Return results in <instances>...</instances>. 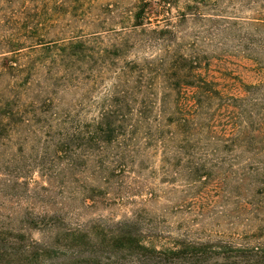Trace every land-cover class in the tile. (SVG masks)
<instances>
[{
    "label": "rangeland",
    "instance_id": "374dc122",
    "mask_svg": "<svg viewBox=\"0 0 264 264\" xmlns=\"http://www.w3.org/2000/svg\"><path fill=\"white\" fill-rule=\"evenodd\" d=\"M137 1L0 0V59L11 55L6 39L17 32L21 43L17 65L26 66L22 77L28 83V88L19 87L16 93L1 94L18 95L20 106L36 101V96L49 97L45 108L54 114L42 123L29 121L8 129L0 139V231L5 232L0 238L6 245L14 242L20 250L29 241L50 240L60 226L72 229L95 222L108 225L136 216L141 229L150 234L153 225L151 233L161 238L264 245V149L259 153L227 152L219 143L198 140L185 152L178 140L165 144L150 141L151 145L146 146L142 133L137 132L135 141L143 153L122 168L121 186L108 171L116 148L99 150L92 145L93 151H85L75 144L70 145L66 155L53 158L55 145L67 132L56 122L61 113L84 122L97 117L99 105L111 96L108 91L115 82L113 72L101 73L100 66L90 69L83 64L79 68L85 75L90 71L93 77L84 76L77 68L74 78L66 81L67 72L55 56L54 46L61 48L75 39L87 41L100 29L131 31L132 19L122 20L127 13L131 15ZM262 3L264 0L245 4L242 0H224L223 5L231 13L225 14L245 20ZM144 23L149 28L154 22ZM185 26H180L177 36L188 40L192 29ZM108 40L103 37L104 43ZM231 44L229 41V47ZM151 46L135 41L125 58L154 59L161 51ZM230 53L223 61L221 57L213 59L209 66V72L222 83L231 84L228 75H236L246 83L264 78V70L259 71L260 65L254 60ZM48 77L55 81L51 83ZM13 79L10 75L0 76V88ZM40 88L47 93H41ZM33 103L37 107L39 102ZM16 178L19 185L6 186ZM27 215L38 216L35 220L43 223L50 220L40 216L59 215L60 224L53 229L37 223L28 225Z\"/></svg>",
    "mask_w": 264,
    "mask_h": 264
},
{
    "label": "trees",
    "instance_id": "16d2710c",
    "mask_svg": "<svg viewBox=\"0 0 264 264\" xmlns=\"http://www.w3.org/2000/svg\"><path fill=\"white\" fill-rule=\"evenodd\" d=\"M242 1L245 4L251 0ZM223 3L224 0H138L131 15L127 13V18L122 20L132 19L131 31L114 27L100 29L87 41L75 39L61 48L55 45V56L67 72L66 81L74 78L77 68L84 74L79 68L83 64L90 69L98 65L101 73L113 72L115 82L108 91L111 96L99 105L97 117L84 122L67 112L61 113L56 122L67 132L55 145L53 158L66 155L70 145L75 144L85 151H93L92 145L99 150L116 148L114 163L108 171L121 186L122 168L132 163L135 155L143 153L135 141L137 132L142 133L146 146L152 141L165 144L178 140L180 147L188 152L192 143L205 140L219 143L227 152H262L264 103L260 104L264 100V78L246 83L236 75H228L231 84L222 83L209 72V66L213 59L221 57L223 61L233 51L258 63L259 71L264 70V3L245 20L225 14L231 13ZM151 20L153 26L145 27L144 22ZM183 25L192 29L188 40L177 36ZM15 34L6 39L11 55L0 59V76L15 77L0 88V139L8 129L27 125L29 121L42 123L52 115L45 108L49 97L36 96L39 102L36 107L34 99L20 106L18 95L1 94L16 93L22 86L28 88L22 77L26 66L17 65L21 43L19 34ZM103 37L109 39L108 43H104ZM134 38L137 39L133 41ZM135 41L151 44L161 54L154 59L138 56L126 59ZM53 60L56 61L55 57ZM84 76L93 77L90 71ZM46 79L55 81L51 77ZM74 123L77 124L74 126ZM70 158L73 159V152ZM19 184L16 178L10 179L6 186ZM26 217L28 225L37 223L53 229L60 224L59 215L40 216L43 220L49 219L48 223L35 220L38 216ZM140 225L136 216L134 220L108 225L95 222L72 229L60 226L50 240L29 241L20 250L14 242L6 245L0 238V264H237L247 261L264 264V245H251L249 241L236 245L227 240L190 242L161 238L151 233L153 225L149 227L150 234ZM0 237H5L4 231H0Z\"/></svg>",
    "mask_w": 264,
    "mask_h": 264
}]
</instances>
